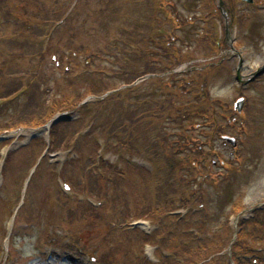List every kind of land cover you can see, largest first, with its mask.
<instances>
[{
    "label": "rangeland",
    "instance_id": "1",
    "mask_svg": "<svg viewBox=\"0 0 264 264\" xmlns=\"http://www.w3.org/2000/svg\"><path fill=\"white\" fill-rule=\"evenodd\" d=\"M43 1L45 2V0ZM62 1L63 0H59V3ZM65 1L67 4L72 2L74 4L76 0ZM101 1L102 0H78L73 12L75 15L78 12L80 18H83L88 13H90V17L92 13L96 16L94 10L99 6H103ZM105 1L113 4L112 6H108V8H111L113 14L112 20L108 14L105 15V18H102L104 26L108 28V35L118 36L123 42L130 37L129 43H131V32H134V40L136 41L138 50L130 52L131 55L128 59H125V57H128L127 53L129 52H127L125 46L119 39L120 48L115 49L122 55V59L125 61L123 66L127 64L125 70H130L131 68H133L134 71L139 70L140 57H143L144 61L145 59L153 61L154 64L150 63V65H155L157 67L162 66L164 63L160 61L161 57L154 55L159 52H161L162 55L165 53L166 58L163 59L169 60L172 63L179 60L178 65H184L188 69L179 72V76L176 80H182V84L190 83V86L194 87V89H192L194 93H200L202 88L200 81H204L211 99L217 103L216 110L219 112V115L217 116L216 125L224 127L225 133L223 134L232 136L236 139L238 143L237 148H239L237 153L230 149L229 145L224 142L222 133L216 135V137L211 140L210 144L204 143V150L209 152L208 162L210 164V171L204 168V164L207 163V161H201V165L199 166L200 171L206 173L207 178L205 179L204 176L199 177L196 184H201L202 187L209 192L218 188L216 179L221 172L225 171L222 168V161L230 162L232 172H234L238 178L242 179L237 182V186L240 185L238 196L225 208L220 224L223 221L225 222L227 215L230 213L233 215L231 224L233 225L234 232L239 230L238 223L240 224L243 218H255L258 220L262 218V220H264V75L250 83L245 89H238L239 84L234 79L238 64L236 61L230 60L229 62H225V66L222 68H215V65L210 74H205V72L200 74L199 83L195 84L196 82L191 80L193 69H200L204 67V64L192 61L197 57L190 56H197L204 53V50L207 48H212L209 43L213 35L211 32L206 31L213 29L217 22H219V29H222L223 25L221 16L218 14L220 17L219 19L218 15L214 17L211 13L209 3H200L198 0H173L175 14L173 10L172 12L173 15L177 17L178 21L184 22L189 16L190 19H192V16L185 11L182 4L195 1L197 4L195 17L200 15L204 17L205 22H200L198 20L199 28L197 22H195L194 25L189 23L186 27V31L194 29L196 30L195 33H198L196 37L193 35L191 36V42L184 41L183 43L180 42L179 37L182 34L181 30H183L185 26H181L180 29L177 30L174 21H169V24L165 22L168 39L160 40L159 46H157L153 45L155 36L150 34L153 35V40L151 39L150 41L148 39V31L145 29L147 19L145 14L148 15L144 6L145 0ZM166 1L167 0H162L160 8H157L154 0H149L151 8L157 11L160 20L162 19L160 12L170 10L164 4ZM242 4L243 5H240V9H250L252 12H250L248 16H243L238 12L240 16L235 20L239 21L237 23V34L234 23L232 25V33L234 35L236 34L237 37L234 43L235 47H240L242 44L249 46L248 48L247 46H242L241 48L245 61H243L240 68L243 78H248L247 76L249 73L254 71L258 66H261L264 62V0H255V3L250 4L245 2ZM18 8L19 11L22 12V7L18 6ZM182 15H184V21L181 20ZM7 19L14 20V24L17 25V20L14 17L13 19L11 17ZM80 20L81 19H75L74 23L80 25ZM194 21L195 19H193V22ZM240 21H242L241 24ZM92 22L93 18L91 17L87 26H92ZM96 27L98 26L96 25ZM121 30L123 33H121ZM94 32L95 35H91L86 30V27H79L77 34L78 39L85 47H89L88 52L91 56L97 54L99 57L101 55L105 60L102 64H109V62L114 60V56L113 53L105 51L104 41L101 40L105 34L102 32L101 35L97 36L96 34H99L100 31ZM223 33L222 37L224 39L225 31ZM170 37L172 39H170ZM41 41L45 42L46 39L32 38L31 43L33 45L30 46V48L26 46V49L31 51L38 49ZM63 42H65V39ZM44 46H46L45 43ZM145 47L147 49L149 48V53L147 55L140 52L141 49ZM225 47V44H222L219 51L213 54L217 55L221 50H225ZM62 48H67L72 51L76 50L71 49L69 45H64L59 48L58 44L53 46L51 50H48L44 63V71L46 72V76H49L42 81V89H44V91H40L42 106L38 107L36 110L42 109L44 106L49 107L50 102L54 98H59L64 102L67 97H76L79 94L85 95L92 88V84L97 78L96 73L90 74V70L83 71V69L77 65L76 58L64 56ZM14 51H16L15 56L12 54L7 56V59L11 61L16 71L13 73L12 79L14 82L19 83L21 86H26L27 89H29L31 84L27 74V59L20 57L19 53L21 50L19 48H15ZM65 53L66 51H64V54ZM86 54L89 55L88 53ZM134 56L136 57L133 58ZM71 62L75 63V66L71 68L74 71L73 75H71L72 79H70L73 80V85L67 88L66 84H63L64 78L68 75L63 72L62 79L55 86L50 79L52 74L58 71V67L62 69L61 67L64 64H68L69 67ZM154 71L157 77L162 75L161 70L154 69ZM75 77L78 79H75ZM161 77V80L165 84L170 83V85H172L170 80L166 78L167 75H162ZM182 84H179V86L181 87ZM156 85L157 83H155V80L150 79L138 83L136 87H138V91H141L145 88H155ZM140 94H142V92H137L135 95ZM205 95L206 94H202V98H204ZM240 96L245 97L246 101L243 111L238 116L233 112L232 107L235 100ZM53 102L51 105H53ZM140 104L145 108L144 100H140L139 105ZM8 108V111L0 114V127H6L5 125L7 123L12 124L13 121L10 118V114L19 110L12 105L8 106ZM115 109L119 110L115 108L113 104H109L105 109L101 110L99 115L100 118L98 117L99 119L96 122L82 123L81 121V123L65 124V126H61L60 130L66 132L67 140L71 138L74 140V136L78 132H84V127L88 126L87 124L91 125V131L89 134L82 133L85 138H81L80 141H78L80 143L78 148L74 149L72 147L73 150L71 147H64L65 143L63 142L61 144L62 147L59 146V150L54 156H48L50 162L57 163V166L49 165L47 161L44 160L43 164L37 167L31 178L32 181L29 185L24 204L19 208L16 218L13 217L14 213L12 214V212L21 200L19 196L24 192L23 186L30 171V167L42 151V134L35 138L36 140L30 141L27 147L19 148L35 129L13 128L15 131L12 132V136L15 139L13 141L8 140L7 142L0 143V151L2 149L3 151L5 150V153L7 151L9 159L6 166L4 165V171L2 162H4L5 157L3 158L0 155L1 264H3V260H5L4 264H149L144 258V252L150 261L156 262L159 256L156 247L157 243L153 241L152 237L148 238V236L144 235L139 230L132 229L129 223L134 220H143L150 224L154 223L149 214L140 212L141 210L138 208V202L142 203L144 208L148 207L149 210L156 211V209L159 208V212L162 211V204L168 206V203L164 201L154 203L151 197L154 188L158 189L164 175L163 165H160V163L158 165L161 173L158 176L156 186H154V182L150 183V178L145 174L141 175L139 174V170L135 171L132 167L125 165V161H128L127 159L130 161L131 159L134 162L133 165L141 168L140 170L142 171V169H144L141 165L142 159L150 160L151 158L159 162L153 157L147 146H143L141 140V143L132 141L129 151L123 150L118 146V143L114 142V147L108 148L109 151L104 150L103 157L110 163H116L115 170H100L96 168V163L99 160L97 161L95 158L93 139L97 135L107 136L105 132L112 125L113 110ZM59 110L65 111L66 109ZM71 114L75 116L82 114L86 117L85 121H87V116L95 114V108L91 107L86 109L84 113L75 111ZM227 119L231 121V124H227ZM198 122L210 124L209 119L203 120L199 117ZM104 129L105 131H103ZM6 130L7 129H2L1 131L5 133ZM193 132L195 135H199L201 141L205 142L207 140V138L201 134L202 131L200 127H197ZM169 133L172 134L171 132ZM54 137L56 138V136ZM110 141L112 142L111 139ZM99 145H102L101 141ZM56 148L58 147L55 145L54 149ZM237 155L246 160L247 157L248 160H251L250 157L252 156V168H248L247 171L241 168L240 159ZM65 160H67V162L62 168L61 173V164L65 162ZM84 167H86V169H83ZM86 170H89L90 173H87ZM101 171L104 173V176L100 173ZM96 173H100L101 175L99 176L103 178L98 180L96 177H92V180L89 182V175L94 176ZM58 178L59 181L57 180ZM63 183L71 185L70 194L64 195L62 193L60 184L62 185ZM196 184L193 183L192 188H194ZM114 187L117 189H112ZM120 190L127 191L128 194H130L127 201H124V198L118 201L115 200V197L120 195ZM86 197H95L94 199L101 200L102 206L105 207V212L100 210V208L97 209L94 207L96 208L94 209L90 207L86 202ZM79 199L82 200L80 201ZM94 199H90V201L95 202ZM197 205L204 208V205L200 203L195 204V206ZM127 206L129 207V211ZM175 207L176 206H174V208ZM110 208H112V210L109 211ZM188 211H190V209H188ZM5 213L8 215L6 221L4 220ZM196 217L194 221L197 220ZM116 218V222L121 224L118 227H115V225L109 226V223ZM8 224H13L11 231L8 229ZM191 227L195 226L192 225ZM153 228L154 226L151 225V230H153ZM139 229L144 232L143 229ZM229 234L228 240H230V242L228 246L221 252L218 259H213V261L216 260L217 264H233L230 254L231 248H234L231 241H234L235 235L234 233L232 235L230 231ZM224 236L223 234V237ZM255 237L258 239L257 241L253 242L255 239L249 238L247 242L248 245L246 243H244V245L249 246L250 248L247 247L246 250L252 251L255 256H262V254H264V227ZM5 238H7L9 242L7 241L8 243L3 245V240H5ZM199 244L202 243H198L197 241L192 242L191 247ZM204 244L208 246L206 241ZM223 252H225L224 256L222 255ZM89 256L93 261L89 260Z\"/></svg>",
    "mask_w": 264,
    "mask_h": 264
},
{
    "label": "trees",
    "instance_id": "2",
    "mask_svg": "<svg viewBox=\"0 0 264 264\" xmlns=\"http://www.w3.org/2000/svg\"><path fill=\"white\" fill-rule=\"evenodd\" d=\"M105 3L107 1L102 0L101 4L103 6H99L94 10L96 16L93 13L91 14L93 22L92 26L88 27L87 23L90 22L91 18L90 13L80 18L78 12L76 15L73 11L69 12L70 4H67L65 0L61 3H59V0H51V2L48 0H45V2L43 0H0V17L4 19L3 23L0 24V48L2 49L0 54L5 57L10 56V54L15 56L16 51L14 50L15 48H19L21 50L19 53L20 57L27 59V74L31 84L29 89L25 86L26 91L24 93L25 95L23 94L21 97H24L22 100H20L21 98L17 99L14 105L10 102L5 103L0 108V114L8 111V106L10 105L19 109L13 114H10L13 124L8 123L4 128L12 127L15 124L35 126L44 123L51 113L58 111V109L78 108L79 110H86L94 107L95 115L92 116V119L97 121L100 118L101 110L105 109L109 104H113L119 110H113L112 125L105 132L108 139V146L114 147V142H116L123 150L129 151L132 141L141 143L142 140L143 146H147L153 157L159 161L157 162L150 158V162L154 164L156 171L154 173V185H157L156 182H158V176L161 173L158 166L159 163L164 168V175L158 189H154L152 200L154 203L167 202L168 206L162 204V211L159 212V208L156 211L149 210L148 207L144 208L143 204L138 202L140 212L149 214L153 221L159 225L153 236L158 247L162 250L167 249L172 252L171 257L162 256L161 263L217 264L216 260L213 261V259H218L220 253L230 242L228 240L230 230L227 227L226 220L221 224L220 220L224 215L225 208L238 196L240 185L237 186V182L242 179L238 178L232 172L230 162L223 161L222 168L225 171L221 172L216 179L217 189L209 192L201 184H196L199 177L204 176L205 179L207 178L206 173H202L199 169L201 161H207L204 164V168L210 171V164L208 162L209 152L204 150V143L210 144L216 135L224 133V127L216 125L217 116L219 115V112L216 110L217 103L210 99L208 95H205L204 98H202L201 93L194 96L192 90L194 87L190 86V83L182 84V80H176L177 75H171L169 80L172 85L158 83L155 88H145L141 91H138V87L131 86L111 92L98 101L79 106V101H81L79 100V96L75 98L67 97L64 102L59 98H55L53 100L54 102L52 101L53 105L49 107L44 106L42 109L36 110L42 106V97L40 96V91H44L42 89V81L49 76H46V72L44 71L46 55L48 50H51L56 44H58L59 48L64 45H69L71 49L78 50H74L75 53H82L84 55L88 65L87 70H90V74H97V78L92 84V89L88 91V93L95 95H101L103 92L117 89L121 84L129 85L137 76L148 71L163 69L155 65L151 66L150 63L154 64L153 61H149L148 59L144 61V58L140 57L139 70H136L137 72L133 68L125 70L127 64L123 66L125 61L122 59V55L115 49L120 48L119 39L125 46L127 52H129L127 53L128 57H125V59H128L131 55L130 52L138 50L136 41L134 40V32H131V43H129L130 37L125 42L118 38V36L109 38L108 28L104 26L102 18H105V15L108 14L112 20L113 14L111 8H108V6H112L113 4L109 2L107 4ZM18 6L22 7V12L19 11ZM144 6L146 12H148V15L145 14L147 17L145 29L148 31V39L150 41L151 39L153 40L156 22L158 21L161 26L158 30L159 36L154 35L158 37H155L153 40L154 45L159 46L160 38L164 39L167 37H162L167 32L166 27L162 26L164 20L156 17V13L151 8L149 0H145ZM184 9L189 14L191 12L194 13L197 5L195 2H190L187 6H184ZM8 17L12 19L14 17L17 20V25L14 24V20H8ZM75 19H81L80 25L74 23ZM181 20L184 21V15H182ZM180 23L185 25L187 21ZM79 27H86V30L91 35H95L94 31H100L99 34H96L97 36L103 32L105 35L101 40L104 41L105 51L113 53L114 60L109 62V64L103 65L102 63L105 60L101 55L99 57L97 54L91 56L88 52L89 47H85L78 39ZM121 33H123L122 30ZM193 34L194 29L184 30L179 39L181 41H184L186 38L191 39ZM32 38L46 39V41H41L38 49L32 51L27 50L26 46L30 48L33 45L31 43ZM64 39L65 42H63ZM44 43L46 46H44ZM140 52L147 55L149 48L147 49L145 47ZM176 63L170 61L166 65H174ZM71 65L75 66V63L71 62ZM211 71L212 68L204 72L205 74H210ZM14 72L16 71L9 59L0 63V90L4 97L9 96L13 91L21 87L19 83L14 82L12 79ZM65 72L68 75L64 78L63 84H66L68 88L73 85V80L70 79H72L71 75H73L74 71L66 67ZM202 73L200 70H193L191 80L195 81V84L199 83V77ZM75 79L78 78L75 77ZM179 84H182L181 87ZM137 92H142V94L135 95ZM140 100L145 101V108L142 104L139 105ZM198 117L203 120L209 119L210 124L198 122ZM62 125L65 126V124L53 126V134L56 136L53 142L56 145H60L65 141L69 145L70 140H67L66 132L59 131ZM197 127L201 128V134L207 138L205 142L201 141L198 134H194L193 131ZM79 144L78 141H75L72 145L78 148ZM238 151L239 148H237L236 153ZM237 156L240 159L241 168L245 171L248 168H252V156L250 157L251 160H248V157L246 160L240 158L239 155ZM125 165L132 167L135 171L139 170V174H145L149 177L148 173L143 170L142 172L140 168L134 166L131 162H127ZM83 169H86V167ZM99 169L115 170L111 165L104 162H101ZM86 172L90 173L89 170H86ZM100 173L104 176L102 171ZM100 173H96V176L89 175V182L92 180V177L101 180L103 177L99 176L101 175ZM106 178L109 179L108 177ZM193 183L196 184L194 188H192ZM112 189L117 188L114 187ZM120 191V195L116 196L115 200L118 201L124 198L123 200L127 201L130 194L124 190ZM196 203L204 205V208L199 205L195 206ZM174 206L186 209V216L179 218L169 215V212L174 209ZM127 209L129 211L128 206ZM100 210L105 212V207L100 208ZM149 211H153L155 214ZM195 217L197 218L196 221H194ZM113 220L109 223V226L115 225V227H118L121 224L116 222L117 218ZM192 225L196 228L191 227ZM239 226L240 229L237 232L232 254L234 263L264 264V256H255L252 251L246 250L247 247H250L244 245V243L247 244L249 238H254L255 240L252 239L254 240L253 242L258 240L255 236L262 231L264 220L262 218L261 220L249 218L242 220ZM223 234L225 235L224 237ZM195 241L202 244L191 247V243ZM205 241L208 243V246L204 244ZM247 255L251 256L247 258Z\"/></svg>",
    "mask_w": 264,
    "mask_h": 264
},
{
    "label": "water",
    "instance_id": "3",
    "mask_svg": "<svg viewBox=\"0 0 264 264\" xmlns=\"http://www.w3.org/2000/svg\"><path fill=\"white\" fill-rule=\"evenodd\" d=\"M262 71H264V65H263L261 68H259V69L254 73V75H257V74L261 73ZM243 101H244L243 98H241V99H239V100L236 102V108H237L238 110L241 109L242 104H243Z\"/></svg>",
    "mask_w": 264,
    "mask_h": 264
},
{
    "label": "flooded vegetation",
    "instance_id": "4",
    "mask_svg": "<svg viewBox=\"0 0 264 264\" xmlns=\"http://www.w3.org/2000/svg\"><path fill=\"white\" fill-rule=\"evenodd\" d=\"M227 39V38H226Z\"/></svg>",
    "mask_w": 264,
    "mask_h": 264
}]
</instances>
